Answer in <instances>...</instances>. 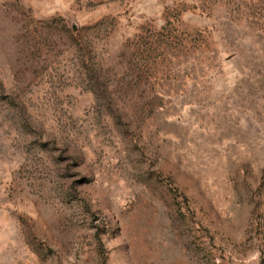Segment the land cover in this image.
I'll return each mask as SVG.
<instances>
[{
  "label": "rangeland",
  "instance_id": "obj_1",
  "mask_svg": "<svg viewBox=\"0 0 264 264\" xmlns=\"http://www.w3.org/2000/svg\"><path fill=\"white\" fill-rule=\"evenodd\" d=\"M0 264H264V0H0Z\"/></svg>",
  "mask_w": 264,
  "mask_h": 264
}]
</instances>
